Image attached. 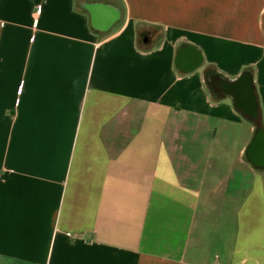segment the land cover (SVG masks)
I'll list each match as a JSON object with an SVG mask.
<instances>
[{"label":"crops","instance_id":"1","mask_svg":"<svg viewBox=\"0 0 264 264\" xmlns=\"http://www.w3.org/2000/svg\"><path fill=\"white\" fill-rule=\"evenodd\" d=\"M253 153L264 0H0V264H264Z\"/></svg>","mask_w":264,"mask_h":264},{"label":"water","instance_id":"2","mask_svg":"<svg viewBox=\"0 0 264 264\" xmlns=\"http://www.w3.org/2000/svg\"><path fill=\"white\" fill-rule=\"evenodd\" d=\"M243 80L244 79H242L241 81H243ZM252 155H253L254 159H256V160L258 159V160H263L264 161V156H259V155L255 154V153H253Z\"/></svg>","mask_w":264,"mask_h":264},{"label":"rangeland","instance_id":"3","mask_svg":"<svg viewBox=\"0 0 264 264\" xmlns=\"http://www.w3.org/2000/svg\"><path fill=\"white\" fill-rule=\"evenodd\" d=\"M149 31H150V32H148V33H152V32H156L157 30L154 29V28H150Z\"/></svg>","mask_w":264,"mask_h":264},{"label":"flooded vegetation","instance_id":"4","mask_svg":"<svg viewBox=\"0 0 264 264\" xmlns=\"http://www.w3.org/2000/svg\"><path fill=\"white\" fill-rule=\"evenodd\" d=\"M217 81H213L214 84H216Z\"/></svg>","mask_w":264,"mask_h":264}]
</instances>
